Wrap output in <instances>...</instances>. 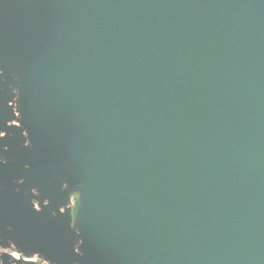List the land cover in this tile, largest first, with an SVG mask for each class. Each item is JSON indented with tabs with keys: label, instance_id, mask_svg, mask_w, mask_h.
Segmentation results:
<instances>
[{
	"label": "water",
	"instance_id": "95a60500",
	"mask_svg": "<svg viewBox=\"0 0 264 264\" xmlns=\"http://www.w3.org/2000/svg\"><path fill=\"white\" fill-rule=\"evenodd\" d=\"M0 133L2 249L264 264V0H0Z\"/></svg>",
	"mask_w": 264,
	"mask_h": 264
},
{
	"label": "flooded vegetation",
	"instance_id": "af4514ba",
	"mask_svg": "<svg viewBox=\"0 0 264 264\" xmlns=\"http://www.w3.org/2000/svg\"><path fill=\"white\" fill-rule=\"evenodd\" d=\"M15 102V99L13 100ZM14 112L16 114V120L13 122L14 125H17L18 115H17V109H14ZM0 136H3L2 133H0ZM0 161L4 162L3 159H0ZM81 192V189H80ZM71 198V196H69ZM46 203V202H45ZM72 201L67 203L66 207H71ZM35 207L36 204H34ZM4 255L8 256L9 259H7L8 264H50L47 261L43 260L42 258L38 256H32L29 258H24L20 253H18L13 247H9L6 249L0 248V264H2V258Z\"/></svg>",
	"mask_w": 264,
	"mask_h": 264
}]
</instances>
